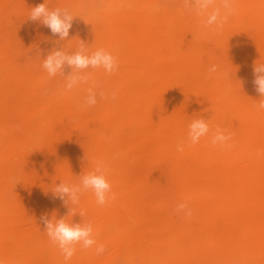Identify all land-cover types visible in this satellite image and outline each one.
Segmentation results:
<instances>
[{
  "label": "bare ground",
  "instance_id": "6f19581e",
  "mask_svg": "<svg viewBox=\"0 0 264 264\" xmlns=\"http://www.w3.org/2000/svg\"><path fill=\"white\" fill-rule=\"evenodd\" d=\"M109 1L90 9L82 0H0V264H264V111L253 84L264 63V0H235L220 30L205 28L185 0ZM44 2L83 22L61 40L28 18ZM28 27L55 50L103 48L118 68H88L89 82L66 91L44 57L27 58L19 42ZM88 88L95 106H84ZM197 118L209 133L177 151ZM217 127L233 134L230 150L211 143ZM98 160L109 165L114 200L98 205L91 191L78 205L53 198L55 185L78 183ZM42 215L90 222L105 253L76 245L65 261Z\"/></svg>",
  "mask_w": 264,
  "mask_h": 264
},
{
  "label": "clouds",
  "instance_id": "9594fccd",
  "mask_svg": "<svg viewBox=\"0 0 264 264\" xmlns=\"http://www.w3.org/2000/svg\"><path fill=\"white\" fill-rule=\"evenodd\" d=\"M185 7L194 10L198 15L206 16L204 27L209 28L215 26L216 30H220L228 23L230 17L236 14L235 0H185ZM74 17L66 8H52L47 4L41 3L31 8L28 18L31 21H40L47 27L53 35L63 40L69 37L70 29L73 26ZM67 65L72 72L64 74V67ZM42 67L47 71L49 77H54L58 73L66 77L65 89L71 91L80 84H87L90 80V74L84 70L88 68H103L106 73L112 74L118 68L116 58L103 48L89 51L85 43L81 41L76 51L69 53L64 49H56L51 51L43 58ZM219 70L218 65L213 64L209 69V76ZM256 91L260 94L261 99L258 100L256 108L258 111H264V63L256 64L253 68ZM47 91V90H46ZM101 99L109 98L103 91L99 93ZM117 91L110 93V98L116 100ZM97 104V93L93 88L87 89L84 106H95ZM210 131L209 124L204 118L193 119L188 126V134L186 138L177 141V151L184 150L185 143L196 144L201 137L206 136ZM233 134L226 132L217 127L212 136L211 143L220 146L224 150H230L234 147L231 143ZM119 153H114L112 159H118ZM109 165L103 160L96 162L95 169L80 177L78 183L61 181L51 189L53 198H58L64 203L71 201V205H78L80 197L83 193L91 191L98 205H105L109 200L115 199V193L112 192V186L108 179ZM177 212L183 213L187 217L192 216V209L187 203L177 205ZM72 213L70 210L69 214ZM81 217L85 215L83 211L79 213ZM40 222L44 225L50 240L57 244L64 256L65 261L70 260L76 252V245H80L82 249H90L95 247L96 255H103L106 251L104 244H98L93 236V225L89 223H69L65 217L49 218L47 215L40 217Z\"/></svg>",
  "mask_w": 264,
  "mask_h": 264
},
{
  "label": "rangeland",
  "instance_id": "374dc122",
  "mask_svg": "<svg viewBox=\"0 0 264 264\" xmlns=\"http://www.w3.org/2000/svg\"><path fill=\"white\" fill-rule=\"evenodd\" d=\"M85 5L92 9V8H104L105 5H109V0H82ZM162 3L166 2L167 0H159ZM68 9L71 14L74 17L73 25H79L83 22V17L77 14L76 12L72 11L69 7H62ZM27 35H24V37L19 42L20 46L24 47L26 56L29 60H33L37 57H45L48 55L51 51L55 50V47L58 45L57 43H54L49 36L42 33V31H39L36 28H27L25 29ZM53 85V83H50L49 86ZM108 254L106 253L107 257ZM124 259L119 258L116 264H123ZM244 262V261H242Z\"/></svg>",
  "mask_w": 264,
  "mask_h": 264
}]
</instances>
